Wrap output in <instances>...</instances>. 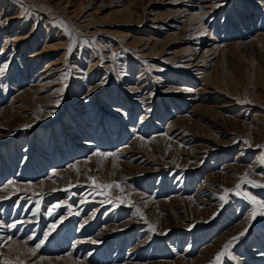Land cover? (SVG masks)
Wrapping results in <instances>:
<instances>
[{
	"label": "rangeland",
	"instance_id": "374dc122",
	"mask_svg": "<svg viewBox=\"0 0 264 264\" xmlns=\"http://www.w3.org/2000/svg\"><path fill=\"white\" fill-rule=\"evenodd\" d=\"M262 155L264 0H0V264H264Z\"/></svg>",
	"mask_w": 264,
	"mask_h": 264
},
{
	"label": "snow or ice",
	"instance_id": "6c2138e0",
	"mask_svg": "<svg viewBox=\"0 0 264 264\" xmlns=\"http://www.w3.org/2000/svg\"><path fill=\"white\" fill-rule=\"evenodd\" d=\"M4 67H7V65H4ZM247 102H250V101H247ZM49 115H52V113H49ZM25 127H30L29 125H26ZM245 144H247L249 147H251V142L250 141H244ZM97 156H100V157H104V158H107L109 156H115L117 154L115 153H105V152H97L96 153ZM261 160L264 161V155L261 156ZM115 167V165H113ZM261 175H264V173H262ZM89 179L92 181L93 185L98 188V189H105L104 191V195H108V192L107 190L108 189H111L112 187H117V188H120V185H113V184H98L96 182V178L94 177H89ZM242 181L246 184H250L251 186L253 187H257V188H264V183H258L254 180H251L249 178V174L248 173H245L242 177H241ZM10 184H15L16 182L15 181H9ZM240 190H241V184H237L236 185V193L237 195H240ZM225 193L227 194L230 190L229 189H225L224 190ZM121 192H123V188H121ZM243 198L248 200L251 205H252V211H251V219H255L257 215L259 216H264V199H258L255 195H252L251 193L249 192H244L243 193ZM121 202H125V200H127V198L125 197H121L120 198ZM220 200L224 201V202H227L226 200V196H221L220 197ZM111 202V201H110ZM127 203L129 204V206H133L132 205V202L130 200H127ZM58 207V206H57ZM136 213L140 214L142 217H143V214L141 212V209L140 208H136L135 209ZM49 214H51V210H49ZM12 227H15V225H12ZM55 228V225L52 226V228H50L48 230V232H51L53 229ZM153 231H155L154 227L152 228ZM248 229L247 227L241 231L238 235L236 236H233L229 241H227V243L223 246L224 250L219 252L216 257H215V260L213 262V264H220V261H221V258L225 256V254L227 253L229 255V258L231 259H236V257H233L230 253V249L232 248V246L238 242L241 237H243L246 233H247ZM48 232H46L44 234V240L47 239L48 237ZM12 237L9 236L7 238H0V243H8L10 241H12ZM43 243V240H41L39 243L36 244L35 248H30L28 251L31 255L35 256L36 255V252L38 251V249L41 247ZM93 243H95V241H93ZM4 264H11V261H5ZM21 264H23V262H21ZM237 264H239V262L237 261Z\"/></svg>",
	"mask_w": 264,
	"mask_h": 264
},
{
	"label": "bare ground",
	"instance_id": "6f19581e",
	"mask_svg": "<svg viewBox=\"0 0 264 264\" xmlns=\"http://www.w3.org/2000/svg\"><path fill=\"white\" fill-rule=\"evenodd\" d=\"M211 40H212V38H211ZM212 43H210V44H208L205 48H204V53H203V55H201V56H199V62H206V60H204V59H206V58H208V57H212L214 54H216V49L214 50V45H215V42H214V40L213 41H211ZM206 45V44H205ZM216 46V45H215ZM195 50H198V49H195ZM197 52V51H196ZM195 52V53H196ZM197 54V53H196ZM198 62V63H199ZM208 66V64H206L205 65V67H207ZM197 75H199V74H203V76L206 74V68H199V69H197ZM47 75V74H46ZM50 75V74H49ZM208 76V75H207ZM204 77H206V75L204 76ZM205 79V78H204ZM207 79V78H206ZM186 92V91H185ZM183 93V95H187L186 97H187V99H186V101H191L190 100V97H191V95H190V92H187V93ZM192 92V91H191ZM83 145H85V146H88V145H90L89 143H85V144H83Z\"/></svg>",
	"mask_w": 264,
	"mask_h": 264
}]
</instances>
